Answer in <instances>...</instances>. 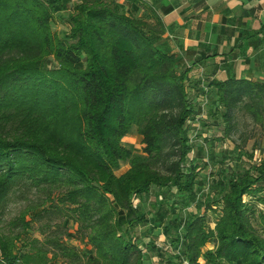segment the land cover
Here are the masks:
<instances>
[{
  "label": "trees",
  "instance_id": "16d2710c",
  "mask_svg": "<svg viewBox=\"0 0 264 264\" xmlns=\"http://www.w3.org/2000/svg\"><path fill=\"white\" fill-rule=\"evenodd\" d=\"M165 32L146 0H0V264H264V157L209 167L240 113L264 128V78L193 86ZM206 94L209 146L190 137Z\"/></svg>",
  "mask_w": 264,
  "mask_h": 264
},
{
  "label": "crops",
  "instance_id": "0c3cea01",
  "mask_svg": "<svg viewBox=\"0 0 264 264\" xmlns=\"http://www.w3.org/2000/svg\"><path fill=\"white\" fill-rule=\"evenodd\" d=\"M146 1L164 21L163 39L181 59L180 68H191L193 86L264 78V0Z\"/></svg>",
  "mask_w": 264,
  "mask_h": 264
},
{
  "label": "rangeland",
  "instance_id": "374dc122",
  "mask_svg": "<svg viewBox=\"0 0 264 264\" xmlns=\"http://www.w3.org/2000/svg\"><path fill=\"white\" fill-rule=\"evenodd\" d=\"M76 1L77 0H71V6H73ZM69 10H65L62 13H60V15L57 18V21L55 22L53 26L54 30L62 33L64 30L67 29V26L65 23L68 18ZM238 121H239L238 130L235 133V135H233L232 139L225 140L224 142H219V141L215 142V147L217 148L218 155H215L214 160L209 161V164H210L209 167L213 166L214 170H218L217 171L218 173H219V170H221L220 168L222 167L221 166L223 162L222 154L225 150H226L225 151L226 153L233 152L235 154V157H234L235 160L239 162V160L241 159L243 161V164H245V166L247 167L250 166L251 162L252 163L260 162L262 158L264 157V128L256 125L248 116L242 113H240ZM192 127H194V125ZM199 133H201L202 136H198L199 138L197 139L196 142L209 146L211 144H208V142H206V138L210 137L214 139L215 134L217 136H220L222 134V131L219 128L204 129L203 125H201V130ZM193 134L194 132L193 130H191L190 136H192ZM123 140H124V143L128 147H131L137 153H142V136L138 133L136 128H134L129 134H127ZM238 144L243 146V152L239 151V149L236 148ZM213 149L215 148L213 147ZM129 168H130L129 163L127 161H123L121 163L120 168L117 170V174L121 175L125 173ZM207 172L208 170L206 169L204 170L203 174H206ZM158 191H164V189L154 188L151 190L149 194L140 195L136 199V206H138L139 204V206L143 209V211L147 212L149 215V218L146 222V224L148 225L142 224L141 226H137L131 229L130 235L133 236V238L137 240L141 244V246H146L145 245L146 242L144 241L145 235L146 233H148L147 230H148L149 224L152 225L155 221L154 214H153L155 209L153 210L151 209V207L152 206L155 207V205H153L155 201L159 202V199H160L159 195L153 196V194H156ZM162 196H165V194H163ZM168 196H172V197L175 196L177 198L178 195L177 196L176 194L173 195V192H170ZM249 199H251V197ZM154 204H157V202H155ZM260 207L264 210L263 204H260ZM12 208L13 209L11 212V216L17 214L21 210L22 205L15 203L13 204ZM8 216H10V214ZM139 233H141V235ZM161 238L162 240H164L165 236L162 234ZM72 243L76 245L77 241H73ZM211 246L212 245L208 244L207 248H211ZM155 256L158 257L157 254L154 255V257ZM154 263L158 264L159 261H155ZM201 263L204 264L205 261L201 260Z\"/></svg>",
  "mask_w": 264,
  "mask_h": 264
},
{
  "label": "built area",
  "instance_id": "2783aa9c",
  "mask_svg": "<svg viewBox=\"0 0 264 264\" xmlns=\"http://www.w3.org/2000/svg\"><path fill=\"white\" fill-rule=\"evenodd\" d=\"M204 89H205V91H208V87L204 86ZM200 103L202 106V112L197 115V117L193 123L194 127L192 130H193L194 134L192 136H190L192 142H194L198 139V134L201 130L202 119L207 118V109H208V105H209V98H208L207 94L200 98ZM193 156H194V152L191 154V158H193ZM188 210H189V208H186L184 211L187 212ZM165 248L167 251H169L170 249L172 250L173 247L170 243H168L165 246ZM177 252L181 253V246L178 248ZM154 261H159V257L155 256ZM182 264H189V261L187 259L183 258Z\"/></svg>",
  "mask_w": 264,
  "mask_h": 264
}]
</instances>
